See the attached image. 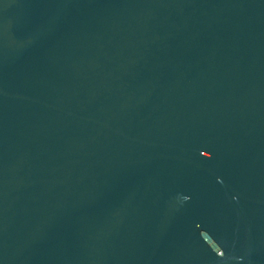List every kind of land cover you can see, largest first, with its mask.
<instances>
[{
    "label": "water",
    "instance_id": "obj_1",
    "mask_svg": "<svg viewBox=\"0 0 264 264\" xmlns=\"http://www.w3.org/2000/svg\"><path fill=\"white\" fill-rule=\"evenodd\" d=\"M0 264H264V0H0Z\"/></svg>",
    "mask_w": 264,
    "mask_h": 264
}]
</instances>
